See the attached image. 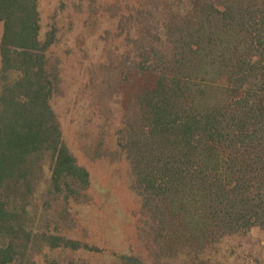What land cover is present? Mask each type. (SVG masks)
<instances>
[{"label":"trees","instance_id":"1","mask_svg":"<svg viewBox=\"0 0 264 264\" xmlns=\"http://www.w3.org/2000/svg\"><path fill=\"white\" fill-rule=\"evenodd\" d=\"M39 1L0 0V264L98 253L67 237L89 185L55 112L71 56L77 149L123 160L138 202V251L108 264H264V0H60L95 43L66 50Z\"/></svg>","mask_w":264,"mask_h":264},{"label":"rangeland","instance_id":"2","mask_svg":"<svg viewBox=\"0 0 264 264\" xmlns=\"http://www.w3.org/2000/svg\"><path fill=\"white\" fill-rule=\"evenodd\" d=\"M59 4L60 0L39 1L42 31L51 25L61 30L63 33L61 44L64 50L67 49L64 45L65 39H76V35L80 32L85 36L81 45L86 49L93 47L95 43L89 38L92 32H88L91 29L86 26L85 31L76 25L68 26L65 19L67 15L57 13L61 11ZM77 31L79 32L76 33ZM85 55L89 57L87 53ZM65 62L62 83L65 95L63 99L56 101L55 112L60 119L62 133L67 141L65 143L89 174V185L84 193V202L69 204V213L73 222L70 224L71 230H68L67 237L78 240L98 253L64 255L61 261L71 258L74 262L86 264H108L109 256L112 254H120L129 250L138 251L134 236V215L137 212L138 202L128 191V172L123 160L117 163L107 160L90 163L83 159L78 151L75 134L84 125V118H81L84 116L82 113L84 110L76 105V101L79 97L83 98L82 92L86 90L80 87L83 71L80 64H86L87 60L71 56L65 59ZM77 92L81 93L76 95ZM80 135L81 132H78L79 137ZM42 190L40 189L41 192ZM252 236L257 237L258 235L253 232Z\"/></svg>","mask_w":264,"mask_h":264}]
</instances>
